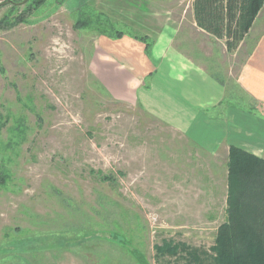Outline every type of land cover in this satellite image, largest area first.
<instances>
[{
  "label": "rangeland",
  "instance_id": "374dc122",
  "mask_svg": "<svg viewBox=\"0 0 264 264\" xmlns=\"http://www.w3.org/2000/svg\"><path fill=\"white\" fill-rule=\"evenodd\" d=\"M124 6L177 23L148 27L175 31L173 70L161 60L133 105L89 68L100 30H131L119 20ZM25 8L0 6V264H138L128 246L148 264H214L227 218V152L188 139L199 107L177 86L192 69L207 71L214 85L200 108H247L237 74L264 22L228 48L193 21V0ZM79 19L88 24L76 27Z\"/></svg>",
  "mask_w": 264,
  "mask_h": 264
},
{
  "label": "crops",
  "instance_id": "0c3cea01",
  "mask_svg": "<svg viewBox=\"0 0 264 264\" xmlns=\"http://www.w3.org/2000/svg\"><path fill=\"white\" fill-rule=\"evenodd\" d=\"M48 1L50 0H46L43 4ZM90 1L92 0H63V6L67 5L69 11L74 12L81 10L80 8L86 6ZM126 7L124 6V8ZM262 7L248 33L257 23L264 22V14L261 13ZM126 9L128 12L123 11L119 19L121 24L130 27L133 31L135 29L132 27H135L136 30H142L143 33L139 34L138 31L133 33L130 30L122 31L120 37H115L112 34L96 35L93 41V51L90 54L95 58L94 69L90 64L89 68L97 74L98 81L104 84L113 96L133 105L143 98L140 89L144 87L148 78L156 75L161 60L168 59V67L173 70V63L169 61L171 58L167 55V50L171 49L170 41L173 39L175 31L167 28L161 30L160 33H152L153 30L148 27L161 25L170 27L176 26L177 23L170 18L162 22L160 19L148 17L141 12L144 9L141 10L136 6ZM143 28L150 29V32ZM261 31L252 35L255 38H252L254 40L237 74L239 86L249 98L247 108H240V103L236 105L238 107L233 106L226 110L224 108L217 109V107H213L211 110L200 108V105L204 106L208 102L203 95H206L209 87L214 85V81L211 80V82L208 79L207 71L203 73L192 69L188 74L192 77L188 79V83L177 86L179 91L185 90V94H188V98L192 100L190 102L199 107L188 118V139L211 153H214L219 147L225 148L226 160H228L230 145L238 146L264 158V28L263 32ZM212 76L214 79L216 78L215 74ZM168 88L171 87L168 86ZM194 90L197 92L195 98L192 96ZM143 107L149 111H152L151 107L154 109L153 106L150 107L146 103ZM174 107L175 110H178L176 102Z\"/></svg>",
  "mask_w": 264,
  "mask_h": 264
},
{
  "label": "trees",
  "instance_id": "16d2710c",
  "mask_svg": "<svg viewBox=\"0 0 264 264\" xmlns=\"http://www.w3.org/2000/svg\"><path fill=\"white\" fill-rule=\"evenodd\" d=\"M20 1L3 0V4L16 5ZM45 1L27 0L24 14ZM263 3L264 0H193L194 19L199 28L216 39H224L226 46L233 48L243 40ZM87 24L86 19H79L75 25ZM99 32L111 35L105 30ZM122 33L116 30L112 35L120 37ZM227 168V218L215 237L214 264H264V158L230 145ZM128 247L138 264H148L143 253Z\"/></svg>",
  "mask_w": 264,
  "mask_h": 264
},
{
  "label": "water",
  "instance_id": "95a60500",
  "mask_svg": "<svg viewBox=\"0 0 264 264\" xmlns=\"http://www.w3.org/2000/svg\"><path fill=\"white\" fill-rule=\"evenodd\" d=\"M7 2V1H6ZM25 2H27V0H22V1H20V2H15V4H24ZM4 2L3 1H1L0 2V6L3 4Z\"/></svg>",
  "mask_w": 264,
  "mask_h": 264
}]
</instances>
